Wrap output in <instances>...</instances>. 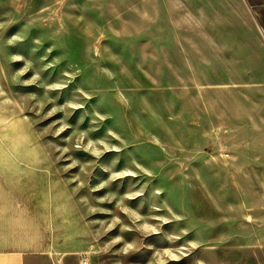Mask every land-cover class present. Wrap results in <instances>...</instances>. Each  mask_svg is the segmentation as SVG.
<instances>
[{"label":"rangeland","instance_id":"obj_1","mask_svg":"<svg viewBox=\"0 0 264 264\" xmlns=\"http://www.w3.org/2000/svg\"><path fill=\"white\" fill-rule=\"evenodd\" d=\"M11 160L83 213L67 264H264V0H0Z\"/></svg>","mask_w":264,"mask_h":264},{"label":"crops","instance_id":"obj_2","mask_svg":"<svg viewBox=\"0 0 264 264\" xmlns=\"http://www.w3.org/2000/svg\"><path fill=\"white\" fill-rule=\"evenodd\" d=\"M15 161L0 169V264H67L88 240L83 213L68 204L51 165L19 170Z\"/></svg>","mask_w":264,"mask_h":264}]
</instances>
